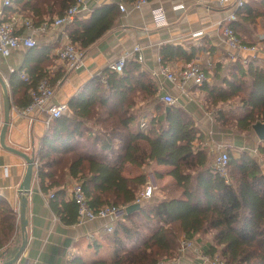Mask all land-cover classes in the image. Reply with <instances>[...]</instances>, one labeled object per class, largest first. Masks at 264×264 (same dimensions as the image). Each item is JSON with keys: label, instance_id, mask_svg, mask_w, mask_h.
<instances>
[{"label": "trees", "instance_id": "obj_1", "mask_svg": "<svg viewBox=\"0 0 264 264\" xmlns=\"http://www.w3.org/2000/svg\"><path fill=\"white\" fill-rule=\"evenodd\" d=\"M122 1L133 4L137 0ZM13 2L15 12L25 17L33 13L34 23L40 25L55 19L49 14L54 6L53 13L62 17L75 0ZM236 15L237 21L231 25L244 43L253 44L251 36L259 26L264 27V0H249ZM119 16V7L111 4L94 12L89 20L76 18L68 28L71 41L81 49L89 47ZM160 54L164 63L190 61L195 56L194 51L188 54L183 46L169 44ZM221 69L219 65L213 84L202 87L208 110L223 128L253 132V125L264 123L263 61L244 64L238 60L227 66V72L221 73ZM38 81L30 78L26 93ZM10 84L16 94L19 83L14 76ZM159 99L156 81L140 62L129 60L120 76L105 69L94 77L69 101L68 111L50 124L37 152L38 181L43 192H53L51 205L66 225L78 221L76 203L65 199L69 180L83 185L95 210L135 204L147 175L125 177L127 164L171 167L168 174L178 189V195L148 202L150 205L145 201L136 211L123 215L111 235L110 261L86 263L75 257L70 264H158L165 257H176L182 236L191 241L211 236L209 251L219 254L225 264H264V172L257 158L247 151L236 154L229 149L226 182L214 167L194 116L180 106L168 110ZM139 102L144 103V110L156 106V114L147 115L146 137L131 129L139 117L135 110ZM29 103L28 99L18 106ZM228 108L231 113L226 115ZM259 151L264 155V142ZM19 234L18 212L0 196V259L15 256Z\"/></svg>", "mask_w": 264, "mask_h": 264}, {"label": "crops", "instance_id": "obj_2", "mask_svg": "<svg viewBox=\"0 0 264 264\" xmlns=\"http://www.w3.org/2000/svg\"><path fill=\"white\" fill-rule=\"evenodd\" d=\"M248 1L246 0V2ZM1 2L2 0H0V4ZM111 4L119 7L120 16L116 23L89 47L81 49L79 43L75 44L82 50L83 59L77 67L71 70L58 56L66 41L65 36L67 35L71 40L68 33L70 26L57 28L46 35H38L37 46L34 48L20 47L13 49L6 58L0 57V76L9 83L7 87L13 106L23 107L18 104L30 100V97L29 93H26L28 84L21 76L13 75L14 73L10 72L11 68L16 70V74H26L34 82L40 78L49 77L52 85L56 88L57 96L54 102L68 104L88 82L108 69L109 64L121 55L128 53L130 56L132 54L128 61L137 60L136 55L133 54L136 45L142 46L145 62L140 63L154 80L152 72H159L162 65H168L175 72H180L191 63H199L208 76L212 71L215 75L219 65L223 69L233 63L222 35L224 21L232 12L230 4L223 5L219 0H148L140 8H136L134 3L129 4L122 0H87V10L79 14L77 18L89 20L94 12ZM120 5L125 6L124 12L121 11ZM55 8L56 6L49 11L53 19L58 16L57 12L53 13ZM26 17L33 19L34 14L31 13ZM261 34H264V27L259 26L249 41L253 40L252 43L255 44ZM167 44L183 46L188 54L194 51L195 56L190 61L181 59L175 62H159L161 49ZM223 72L224 70H221V73ZM13 76L19 83L16 94L11 90L10 82ZM157 86L161 99L162 92L158 83ZM164 89L167 93L179 98V106L194 116L205 135L204 145L212 154L213 163L215 162L216 149L221 144L228 145V150L231 149L235 153L247 151L255 156L253 150L258 146L259 139L254 131L239 133L223 128L217 121L216 115L208 110L207 94L202 90V87L187 85L185 87L186 94H182L177 86L165 81ZM160 99L158 103L163 104ZM148 110L152 114H156V106ZM18 120L22 121L21 127H25L26 131L16 125ZM142 120L138 117L132 123L131 129L135 134L146 137L147 132L139 127ZM4 121V98L0 85V136ZM39 124L44 126V129H41L43 131L41 135L36 133V127ZM49 127L50 125L45 124L41 117L32 126H29L27 120L14 114L7 131L6 144L29 154L32 150L27 151V148L34 146L37 158L41 141ZM171 170L172 168L168 166L153 165L151 168H140L127 164L123 174L127 178H136L146 174L147 180L151 179L155 182L158 187L163 189L164 193L174 190L173 194L178 195L176 182L168 174ZM25 171L26 162L20 156L4 149L0 143V196L10 203L18 215L21 211L19 187ZM157 174H162V178H157ZM73 183H75L74 180H69L65 189V199L69 201L72 200L71 187ZM143 188L144 186L140 191ZM52 193L43 192L38 177L34 178L31 192L27 195L28 244L21 256V262L25 264H70V261L75 257L83 259L86 263L110 261L112 258V233L107 234L103 230L107 221L98 219L84 224L77 221L75 224L66 225L53 210L49 198ZM156 197H158L157 192L152 200H156ZM202 239L211 240V236H199L194 240L201 242ZM21 240L20 230V234L15 240L19 246ZM189 254L178 258V264H204L200 259ZM6 261L8 260L0 259V264Z\"/></svg>", "mask_w": 264, "mask_h": 264}, {"label": "built area", "instance_id": "obj_3", "mask_svg": "<svg viewBox=\"0 0 264 264\" xmlns=\"http://www.w3.org/2000/svg\"><path fill=\"white\" fill-rule=\"evenodd\" d=\"M87 0H75L74 4L69 7L66 13L62 17L55 18L52 22H44L40 25H36L33 19L25 17L13 10V0H2L0 4V57L6 58L9 56L13 49L20 47L34 48L37 46V36L46 35L49 32L62 27L70 26L74 23L77 16L87 10ZM221 4H230L232 7L231 14L224 21L223 37L225 44L229 50V56L232 62L242 61L244 64H248L255 59H261L264 61V36L255 44H246L237 35L235 29L231 24L237 21L236 12L242 9L246 3V0H219ZM148 0H137L134 3V7L140 8ZM122 12L125 11V6L120 5ZM66 41L63 47L59 51V59L64 62L71 70L77 67L83 59V52L68 38L65 36ZM133 54L139 62H145L144 51L141 45H136L133 50ZM132 55V54H131ZM129 54L121 55L117 60L110 63L108 69L117 73L119 76L123 74V69L131 57ZM159 62L162 59L159 57ZM264 63V62H263ZM11 73H15L16 70L11 68ZM153 77L159 85V89L162 92L161 103L166 106H179V98L167 93L164 89V82L168 81L171 84L177 86L182 94L185 93V87L192 85L196 87H203L205 83L209 82V77L206 72L201 68L199 63H191L180 72H175L168 65L160 68V71H153ZM100 76V75H99ZM21 78L25 82H29L30 78L26 74H22ZM102 81L105 82V78L102 77ZM9 85L8 81L6 82ZM186 94V93H185ZM30 103L23 107H16L12 104L10 113L11 117L14 114L20 118H23L29 122V126H32L39 118L44 119L45 124L48 126L50 123L63 116L68 111V104L55 103L56 88L52 85L49 77H44L38 81L35 87L29 91ZM13 112V114H12ZM140 128L142 130L147 129V120L140 122ZM262 141H259V146ZM257 146L253 153L255 154L263 172H264V155L259 151ZM34 147V146H33ZM33 147L27 148V151L32 150ZM229 146L221 144L216 149V157L214 167L218 173L225 177L226 182L228 179V164H229ZM39 160L36 158L34 164V178L38 177ZM158 186L151 179H148L144 185L143 190L137 195L135 204H142L143 202L153 198ZM53 194L49 195V198H53ZM71 199L76 203L78 208V222L84 224L89 221L102 219L107 221L103 230L105 233H113L118 221L125 214L128 206H107L100 210H95L86 195L83 185L79 182H75L71 187ZM93 237V235H90ZM195 250V245L191 240L186 239L183 236L182 249ZM182 252V250H181ZM204 263L210 262L211 264H223L224 261L216 260L212 261L205 257L202 258ZM15 264H25L21 262V258ZM158 264H164L162 262Z\"/></svg>", "mask_w": 264, "mask_h": 264}, {"label": "water", "instance_id": "obj_4", "mask_svg": "<svg viewBox=\"0 0 264 264\" xmlns=\"http://www.w3.org/2000/svg\"><path fill=\"white\" fill-rule=\"evenodd\" d=\"M0 85L3 89L4 112H5V121H4L2 131H1V136H0L1 146L7 151L20 156L26 162L25 175L19 187L20 208H21L20 215H19L20 216L19 222H20V230H21V236H22L21 245L19 247L18 252L15 254V256L11 260L1 263V264H15L21 258L28 244L29 221L27 217V210H28V196L27 195L31 192V187H32V183L34 180V164H35L36 156H35L34 147L32 148V152L29 154L17 148L7 146L6 136H7V131L10 125L12 98L9 93L7 84L1 76H0ZM170 108H171L170 106L167 107L168 110ZM253 130L256 136L258 137V139L264 142V123L262 122L256 123L255 125H253ZM140 206H141L140 204L129 205L126 208L125 214H130L136 211L137 209L140 208Z\"/></svg>", "mask_w": 264, "mask_h": 264}, {"label": "rangeland", "instance_id": "obj_5", "mask_svg": "<svg viewBox=\"0 0 264 264\" xmlns=\"http://www.w3.org/2000/svg\"><path fill=\"white\" fill-rule=\"evenodd\" d=\"M262 35H264V34H261L260 36H262ZM259 36V35H258ZM264 62V61H263ZM263 65H264V63H263ZM222 68V67H221ZM221 70H224V71H226V70H228L227 69V67L226 68H223V69H221ZM227 72V71H226ZM224 73V72H223ZM208 76H209V83L210 84H213V82H212V80H213V77L212 76H214V72L212 71L211 73H209L208 74ZM56 96H57V94H56ZM140 104H144V103H142V102H139V107L137 108L136 107V109L135 110H139L138 112H139V118H142V119H144V120H147V122H148V118H147V115H149L151 112L148 110V109H146L145 108V110L143 109V105H140ZM143 106V107H142ZM234 108V107H233ZM226 111H228V112H224L226 115L227 114H230L231 113V111H229V108L228 109H226ZM238 110H237V108H235V113L237 112ZM233 112V113H234ZM240 112H238L237 114H239ZM16 125L18 126V127H21V125H23V123H22V121H20V120H18V121H16ZM44 126L43 125H41V124H39V125H37V127H36V133H38L39 135H41L42 134V132L43 131H41V129H44L43 128ZM140 127V126H139ZM22 128V127H21ZM24 131H26V128L24 127V128H22ZM40 130V131H39ZM145 131H146V129H145ZM147 132V131H146ZM20 136V135H19ZM20 138H21V136H20ZM260 141V140H259ZM258 146H259V144H258ZM236 154H238V153H236ZM156 192L158 193V197H156L157 199H162V198H164V197H168L169 195H172V196H175L174 194H173V192H174V190L172 191V192H166V193H164L163 192V189H161V187L159 186L158 187V189L156 190ZM157 199L156 200H147V202H146V204H148V205H150L149 203H154L155 201H157ZM149 202V203H148ZM145 204V205H146ZM211 240H207V239H202L201 240V242H196L195 240H192L191 242L195 245V250H192L191 248L190 249H187L186 251H184L183 249H182V242H183V236H182V238H180V247H179V251L177 252V255H176V257H172V256H168V257H165L163 260H162V263H164V264H178V262H177V259L178 258H182V257H184L186 254H188V253H190L189 255H191V256H194V257H196V259L198 258V259H200L202 262H204L203 261V257H205V258H207V259H209V260H214V261H216V260H220L221 258H220V256H219V254H215V255H212L211 253H210V248H211V245H210V243H212V242H210ZM181 250H182V252H181ZM216 259V260H215ZM204 264H211L210 262H205ZM223 264H225V262L223 263Z\"/></svg>", "mask_w": 264, "mask_h": 264}]
</instances>
